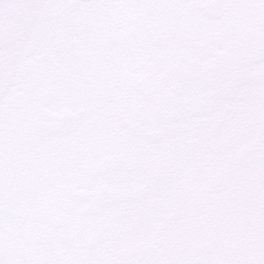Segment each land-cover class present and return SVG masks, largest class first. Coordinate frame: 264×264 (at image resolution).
I'll return each instance as SVG.
<instances>
[{
  "label": "snow or ice",
  "instance_id": "snow-or-ice-1",
  "mask_svg": "<svg viewBox=\"0 0 264 264\" xmlns=\"http://www.w3.org/2000/svg\"><path fill=\"white\" fill-rule=\"evenodd\" d=\"M0 264H264V0H0Z\"/></svg>",
  "mask_w": 264,
  "mask_h": 264
}]
</instances>
